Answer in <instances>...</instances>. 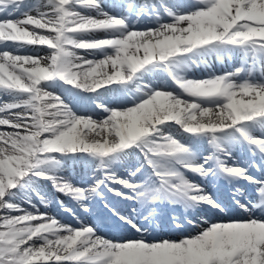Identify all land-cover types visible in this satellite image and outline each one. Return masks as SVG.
I'll list each match as a JSON object with an SVG mask.
<instances>
[{
  "label": "snow or ice",
  "instance_id": "snow-or-ice-1",
  "mask_svg": "<svg viewBox=\"0 0 264 264\" xmlns=\"http://www.w3.org/2000/svg\"><path fill=\"white\" fill-rule=\"evenodd\" d=\"M120 7L0 0V264H264V175L253 172L264 174V0ZM95 33L102 38H87ZM37 46L49 55L23 53ZM213 56L240 63L189 77L193 66L211 67L206 58ZM158 74L174 88L145 83ZM133 154L139 166L118 174L113 164ZM64 158L98 162L100 175L78 186L58 175ZM39 181L78 205L83 216L64 207L75 225L36 208L33 195L47 206ZM219 182H246L259 202H242L237 188L234 204H226L210 191ZM97 200L109 216L84 219ZM165 204L246 215L205 220L179 239L150 236L148 224ZM105 226L131 235L107 238Z\"/></svg>",
  "mask_w": 264,
  "mask_h": 264
},
{
  "label": "bare ground",
  "instance_id": "bare-ground-1",
  "mask_svg": "<svg viewBox=\"0 0 264 264\" xmlns=\"http://www.w3.org/2000/svg\"><path fill=\"white\" fill-rule=\"evenodd\" d=\"M110 6V5H109ZM113 10V7H109L108 9L106 10ZM94 14V13H93ZM96 35V34H95ZM90 39V38H89ZM29 51L28 49H24L23 50V53L26 54V52ZM80 54L81 55H86V53L84 52V50H80ZM211 67L209 68H206V67H200V69H195V68H192V70L188 73L189 77L190 78H196L198 77L199 75H204L205 77H207L209 74L215 72L217 74H219L218 72L220 70H225V69H231L234 68L236 65H239V59L238 58H234V59H228V58H225L223 62L217 60V61H209ZM203 77V78H205ZM146 80L148 81V83H152V82H155L157 84H160L166 88L168 87H174L172 85H170L168 82L166 83V78L164 77H161L159 75H156L154 78L153 77H149V78H146ZM172 89V88H170ZM56 91H58V93L60 92V89H54ZM3 98H6V97H3ZM104 101L107 100V98H102ZM172 131L173 133H177V128L175 126H173L172 128ZM209 145L207 144L204 145L202 143L201 145V150L204 151L205 153L206 152H209ZM236 153H237V156L239 157H244L246 159V154L240 150L239 148L235 149ZM139 163V159L136 155H129L127 156L126 159H123L121 161H117L113 164V168L118 172V174L120 175H124V174H127L126 173V170L125 168L126 167H132L134 164L137 165ZM69 166L68 164L66 165V167ZM80 165H74L72 168L76 169L78 168ZM69 169H66L65 168V163H63V165L61 167H59L58 169V174H60L61 176L71 180L72 182L74 183H81L80 181H82V178H81V174H76L75 171H71L70 173V170L68 171ZM73 172V173H72ZM92 170L90 169L89 170V173L92 174ZM125 172V173H124ZM254 174L258 177H260L261 175H264L262 174L260 171H257L256 169L253 170ZM92 176H90L91 178ZM193 179H198V178H195V177H191ZM214 185V184H212ZM212 185L210 187L211 190L212 189ZM44 185L40 184V185H37L35 186L36 187V190L39 191V193L42 194V196L44 197L45 201L48 202L47 203V206H45L44 204L42 203H37L36 205V208L39 209V211L41 213H47L49 216H55L58 220L60 218V216L58 215V213L56 212V206L58 205L56 202H49L47 197H50L52 195H54V192L49 190L48 187H42ZM235 186V185H234ZM253 187L251 185H246L245 187V190H244V194L247 198H250L252 197V192L250 190V188ZM30 193V192H29ZM31 194V193H30ZM217 197H219L218 195H216ZM62 199V198H61ZM220 199V198H219ZM222 201H224L226 203V201L224 199H222ZM18 203H21V205L24 206V208L28 209L29 211H35L36 209L32 208L31 206H28L26 205L22 200H18L17 201ZM123 204V203H122ZM26 205V206H25ZM169 209L171 210H175L177 207L176 206H173V205H169L168 206ZM32 209V210H30ZM179 209L182 210V212L184 214H186L189 218H193L191 220L194 221V225L201 228L202 227V224H204V221L205 219H201L200 217H197V213H200V209H195V210H188V211H185L184 209L180 208ZM160 210H163V208H160ZM258 211V210H257ZM259 213V211H258ZM260 214V213H259ZM87 218V217H85ZM104 218H107L106 216H104ZM89 219V218H88ZM163 218H161L160 216H157L156 218H154L149 224H148V228L151 227V224L153 223V227L155 228H162L165 224H167L168 222L166 220H162ZM90 220V219H89ZM155 221L159 222L156 223ZM163 222H167V223H164ZM188 226H184L185 229H187ZM197 232H194V231H189L188 232V235H195ZM126 235L125 233H120V235L117 236L120 237V236H124ZM161 237L163 238H169L167 235L163 236L162 234H160Z\"/></svg>",
  "mask_w": 264,
  "mask_h": 264
},
{
  "label": "rangeland",
  "instance_id": "rangeland-1",
  "mask_svg": "<svg viewBox=\"0 0 264 264\" xmlns=\"http://www.w3.org/2000/svg\"><path fill=\"white\" fill-rule=\"evenodd\" d=\"M43 3V0H30L29 1V4H32L33 6H36V5H38V4H42ZM144 22H148L147 20H145V19H142L141 20V23H144ZM97 35H100L101 36V38H102V35H101V33H97ZM26 49H28L29 51H27L26 52V54H38V55H40V56H48L49 55V49L46 47V46H37V47H35V48H32V47H28V48H26ZM170 88H174V87H168V90H172V89H170ZM49 91H53L54 93H56V94H59L58 93V91H56V90H54V89H48ZM8 98H4V100H7ZM101 103H104V102H101ZM89 107L90 108H94V105H89ZM176 126H178V125H176ZM179 127V126H178ZM177 136H180V133H177ZM139 162H141V160H140V158H139ZM63 163H65L64 162V159H62V162H61V166L63 165ZM95 164H97L98 165V162H94ZM88 165L91 167V168H94V165H93V162H88ZM60 166V167H61ZM134 168H135V166H134ZM93 174H94V172H92ZM90 176V173H88L87 174V176ZM92 176V175H91ZM88 179L89 178H86V180L88 181ZM40 183H46V184H48V186H49V184L50 185H52L51 184V182H49V181H39L38 183H37V185L38 184H40ZM89 183L88 182H85L84 183V185H82L81 187H84V186H87ZM36 185V186H37ZM80 186V185H79ZM59 193V192H58ZM28 195H31V194H29L28 193ZM35 198H37L35 195L32 197V203L34 204L35 202H34V200H35ZM39 202V201H38ZM26 205H28V206H31V205H29L28 203H26V202H24ZM41 203V202H40ZM25 205V206H26ZM22 207H24L23 205H21ZM62 206L60 205V206H58V210H57V212L59 213V215H60V217H65V214L63 213V211L60 209ZM30 210H32V209H30ZM68 219V218H67ZM68 221L71 223V221L68 219ZM173 235H176V236H180V237H183L182 236V233L178 230V231H175V233L173 234Z\"/></svg>",
  "mask_w": 264,
  "mask_h": 264
}]
</instances>
